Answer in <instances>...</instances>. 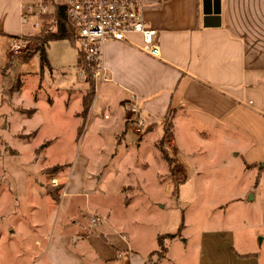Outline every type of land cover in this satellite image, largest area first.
<instances>
[{"label":"crops","instance_id":"0c3cea01","mask_svg":"<svg viewBox=\"0 0 264 264\" xmlns=\"http://www.w3.org/2000/svg\"><path fill=\"white\" fill-rule=\"evenodd\" d=\"M204 1L148 0L144 20L155 31L160 56L154 58L136 48L140 45L137 35L129 37L131 44L105 45L103 62L111 80L93 86L89 110L82 117L89 84L79 78L78 85L68 82L66 74L57 80L45 79L42 69L37 89L28 97L21 75L18 87L6 81L12 39L28 31L20 23L19 0H0V106H14L12 111L24 125L16 136L33 162L25 166L21 154L9 147L14 153H4L3 176L19 208L26 205L37 214L31 229L10 226L6 233L8 238L23 240L27 233L33 234L36 249L23 247V252L37 255L32 264H162L169 260L165 242L164 258L152 262L150 256L157 250L141 254L128 240L130 221L124 212L130 202L123 198L125 185L118 189L120 210L91 203L94 196L111 194L104 183L108 175L102 173L113 171L110 163L115 156H124L120 161L126 163L147 136L151 144L164 140L166 123L170 136L164 150L178 164L176 129L185 125L193 131L197 124L206 132L201 138L204 148L218 147L226 157H233L242 173H252L253 182L231 202L230 208L238 206L235 228L222 223L221 235L232 239L225 244L233 264H264V0H211L218 1V12L208 15L203 13ZM56 81L61 82L58 87ZM131 95L138 98L148 118L142 139L144 133H135L133 118L122 109ZM22 99L28 101L27 108ZM46 124L54 134L42 139ZM25 125L33 126L25 132ZM61 126L74 133L73 144L70 139L64 144L58 133ZM132 135L137 136L136 143ZM56 146L63 150L52 161L49 154ZM91 154L101 163L90 166ZM12 165L20 172L11 173ZM54 167L61 169L50 176L45 173ZM90 167L95 169V179ZM32 170L37 172L29 173ZM118 172L126 173L127 165ZM54 175L67 178L56 200L52 197L56 189L49 184ZM96 218L98 222L93 223ZM160 236L165 235L157 240Z\"/></svg>","mask_w":264,"mask_h":264},{"label":"rangeland","instance_id":"374dc122","mask_svg":"<svg viewBox=\"0 0 264 264\" xmlns=\"http://www.w3.org/2000/svg\"><path fill=\"white\" fill-rule=\"evenodd\" d=\"M53 2L55 5H62L65 0H53ZM54 21V17L47 15L40 22L39 29L32 31L28 26L27 30L25 29V32L28 31L27 34L23 36L27 41L26 48L20 56L10 55L12 61L7 60L10 68L6 81L11 86L18 87L20 84L18 78L21 75L22 90L27 97L37 89V78L42 69H44L45 79L47 76H53L57 80L66 74L68 82L78 85V41L49 42L44 46L47 64H41L40 51L37 52L41 42L34 38L46 27L48 32H55ZM59 84L61 82L56 81L55 86L58 87ZM60 88L63 87L60 86ZM22 101V106L27 108L28 101L26 99ZM12 107L14 106L8 104L0 106V264H32L38 258L37 255L23 252V247L29 250L36 249L34 239H31L33 234L27 233L26 239L23 240L20 236L8 238L6 233L10 226H14L17 230H21L22 226H26L25 229H31L32 223L37 220V214L26 209V205L19 208V201H15V198L7 191L9 183L3 176L5 152L13 154L12 150H17L25 166L33 163L26 148L16 136L21 133L24 125L18 113L12 111ZM32 126L25 125V132ZM194 128L196 129L190 131L182 125V128L176 129L179 164L167 150H164L165 139L168 141L170 136L167 123L164 128V140L161 138L151 144L149 140L151 136H147L140 147L127 157L126 163L120 161L124 156L116 155L110 163L113 171L102 173L108 175L104 183L111 194L98 198L94 196L95 199H92L91 203L99 202L120 210L118 189L125 185L123 198L127 203L130 202L128 206L124 204L125 216L130 221L126 236L141 254L157 250L150 256L152 262L160 260L157 236L177 234L181 228L178 233L181 235H178L174 241L164 239L169 260L165 259L162 264H233L225 244L227 241L232 242V239L228 236L227 240L224 234L221 235V224L225 223L235 228L238 206L232 205L230 208L231 202L243 194V191L253 182L254 177L252 173L241 172L239 164L230 156L229 150L227 156L230 157H226L222 151L218 150V147L204 148L201 138H204L206 132L199 129L197 124H194ZM58 133L62 136V140H65L64 144L67 139H70L73 144L74 133L70 129L61 126ZM53 134L54 131L49 125H44L41 130L42 139L49 138ZM144 135L145 133L140 138L142 139ZM136 137L132 135V142L136 143ZM72 149L73 153L76 152L74 147ZM62 150V146H56L55 151L49 154L51 160L56 161L58 159L56 156ZM90 156V166L94 167L101 163L96 161L93 154ZM70 159L73 161L75 157L71 156ZM123 164L127 165V172L119 173ZM34 170L29 173H36L37 171ZM19 172V167H12L11 173ZM91 172L95 179V169H91ZM45 173L52 175L47 170ZM63 177L66 176L58 175V178ZM28 200L29 198L26 201Z\"/></svg>","mask_w":264,"mask_h":264},{"label":"built area","instance_id":"2783aa9c","mask_svg":"<svg viewBox=\"0 0 264 264\" xmlns=\"http://www.w3.org/2000/svg\"><path fill=\"white\" fill-rule=\"evenodd\" d=\"M147 2L148 0H65L62 5H55L53 0H19V17L24 29L29 26L34 31L41 27L40 22L45 16L54 17L56 7L63 6L75 40L79 43L81 61L78 78L87 83L91 79L93 86H97L111 80L103 62V49L107 44H131L129 37L137 35L140 45L136 48L154 58L160 56L159 47L154 42L155 31L144 20ZM26 43L23 36L12 39L9 55L20 56ZM122 109L133 118L135 133L143 134L148 127V118L139 105L138 98L131 95L122 104ZM66 180V177L54 176L49 179V184L52 188L62 189ZM96 222L97 218L93 220V223Z\"/></svg>","mask_w":264,"mask_h":264},{"label":"trees","instance_id":"16d2710c","mask_svg":"<svg viewBox=\"0 0 264 264\" xmlns=\"http://www.w3.org/2000/svg\"><path fill=\"white\" fill-rule=\"evenodd\" d=\"M54 18H55V23H56V31L55 32H48L47 28L41 31V33L38 36H35L34 40L41 42L40 49H37V52L40 51V56H41V64L45 63L46 64V57H45V49L44 46L47 45L49 42L52 41H58V40H68L70 42H74L75 38L73 35L72 27L70 26L67 16L65 13V8L63 6H57L54 12ZM18 37H13V39H16ZM88 84L90 86L89 92L85 95L83 99V110L81 113V116L84 117L88 110L89 106L91 104L92 98H93V82L91 79L88 80ZM82 129L78 131V135L81 134ZM60 167H54L52 169L47 170L49 174H55L58 171H60ZM56 192L52 194V197L54 200L57 199V192L61 190V187L55 188ZM181 228L179 229V231ZM178 231V233H179ZM177 233V234H178ZM177 234H170V235H165V236H160L157 240V244L159 247V255L160 259L164 258V253H165V248L163 246L164 239H173L177 236Z\"/></svg>","mask_w":264,"mask_h":264},{"label":"water","instance_id":"95a60500","mask_svg":"<svg viewBox=\"0 0 264 264\" xmlns=\"http://www.w3.org/2000/svg\"><path fill=\"white\" fill-rule=\"evenodd\" d=\"M216 2H218V1H211V0H205L204 2H203V13H204V15H208V14H210V13H214V14H216L218 11H217V9H216V5H218ZM214 5V8H213V10L211 9V5Z\"/></svg>","mask_w":264,"mask_h":264}]
</instances>
